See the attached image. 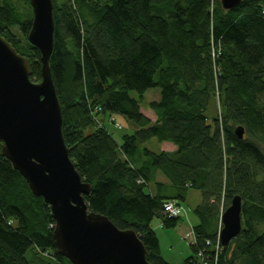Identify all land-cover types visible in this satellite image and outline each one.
Here are the masks:
<instances>
[{"label": "trees", "instance_id": "16d2710c", "mask_svg": "<svg viewBox=\"0 0 264 264\" xmlns=\"http://www.w3.org/2000/svg\"><path fill=\"white\" fill-rule=\"evenodd\" d=\"M52 1L51 73L70 158L91 184L89 211L135 231L152 264H172L151 223L160 217L176 228L184 218L164 203L183 207L195 189L199 222L181 264H264V0L229 10L221 0ZM32 20L30 0H0V34L29 58L39 82ZM154 87L161 96L149 103L152 121L140 101ZM115 115L136 125L121 144L107 127ZM152 139L177 148L155 151L146 146ZM235 195L243 225L223 246L221 215ZM54 225L50 205L1 154L0 141V264H72L56 249Z\"/></svg>", "mask_w": 264, "mask_h": 264}, {"label": "water", "instance_id": "95a60500", "mask_svg": "<svg viewBox=\"0 0 264 264\" xmlns=\"http://www.w3.org/2000/svg\"><path fill=\"white\" fill-rule=\"evenodd\" d=\"M243 0H221L224 9ZM28 40L41 52V80L31 79V62L0 34L1 154L25 178L32 193L50 205L53 237L60 255L72 264H152L132 229H121L107 216L90 212L83 181L63 134V112L52 78L54 46L52 0H30ZM242 138L244 130L236 128ZM220 243L227 246L242 229V199L235 195L221 215Z\"/></svg>", "mask_w": 264, "mask_h": 264}, {"label": "rangeland", "instance_id": "374dc122", "mask_svg": "<svg viewBox=\"0 0 264 264\" xmlns=\"http://www.w3.org/2000/svg\"><path fill=\"white\" fill-rule=\"evenodd\" d=\"M19 3L20 1H16ZM131 96L138 98L136 91L130 92ZM161 90L160 87H154L149 89L144 97L141 99V111L147 116L154 118L155 114L149 107V103L153 100L160 99ZM216 109L220 111V105L216 103ZM215 108L214 105H211L208 115L210 121H214L213 114ZM219 113V112H218ZM114 123L107 125L108 129L112 131L113 137L117 143H122V134L123 133H132L136 129V125L128 121L121 115H115L113 117ZM146 146L149 148L159 151L164 148V143L159 142L157 139H152L146 143ZM201 202V193L198 190L190 189L188 197L182 204L187 209V216L176 228H165L162 224V219L160 217H155L151 223L155 232L158 235L161 251L163 256L170 261L172 264H181L184 262L185 258L192 254L191 242L194 240L192 231L193 226L199 222L197 215L195 214L196 206Z\"/></svg>", "mask_w": 264, "mask_h": 264}, {"label": "built area", "instance_id": "2783aa9c", "mask_svg": "<svg viewBox=\"0 0 264 264\" xmlns=\"http://www.w3.org/2000/svg\"><path fill=\"white\" fill-rule=\"evenodd\" d=\"M164 210L170 216L177 217L181 215V212L183 211V207L178 202L169 200L164 203Z\"/></svg>", "mask_w": 264, "mask_h": 264}, {"label": "crops", "instance_id": "0c3cea01", "mask_svg": "<svg viewBox=\"0 0 264 264\" xmlns=\"http://www.w3.org/2000/svg\"><path fill=\"white\" fill-rule=\"evenodd\" d=\"M151 119H152V121H154L156 119V117L151 118ZM163 143H164L165 146H164V148L162 150L174 151L177 148L176 145H174L173 143H170V142H163ZM159 179L160 180H164V178L162 176H160ZM181 216H183V218H185L187 216V209H186L185 206H183V211L181 212Z\"/></svg>", "mask_w": 264, "mask_h": 264}]
</instances>
